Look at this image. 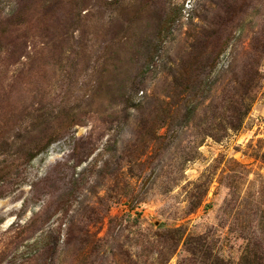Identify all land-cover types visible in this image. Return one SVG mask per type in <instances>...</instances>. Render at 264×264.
I'll return each mask as SVG.
<instances>
[{
  "label": "rangeland",
  "instance_id": "rangeland-1",
  "mask_svg": "<svg viewBox=\"0 0 264 264\" xmlns=\"http://www.w3.org/2000/svg\"><path fill=\"white\" fill-rule=\"evenodd\" d=\"M0 264H264V0H0Z\"/></svg>",
  "mask_w": 264,
  "mask_h": 264
}]
</instances>
